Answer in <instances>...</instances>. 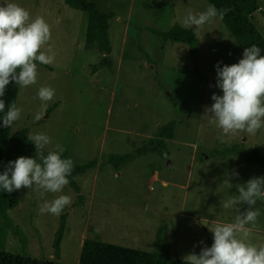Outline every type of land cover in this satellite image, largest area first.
<instances>
[{"label": "rangeland", "instance_id": "1", "mask_svg": "<svg viewBox=\"0 0 264 264\" xmlns=\"http://www.w3.org/2000/svg\"><path fill=\"white\" fill-rule=\"evenodd\" d=\"M87 1L101 13L114 14L108 24L110 66L100 62L103 52L84 48L85 12L67 7L63 0H0V5L22 6L32 19L43 17L51 38L41 51L51 47L56 54L48 68L37 64L35 84L19 86L15 104L22 111L10 133L42 132L52 141L46 152L59 143L74 165L97 162L74 177L80 197L69 185L62 193L43 197V190L35 186L14 191L19 204L8 211L11 227L4 250L22 253L17 232L26 241L27 256L61 264H78L80 244L94 237L184 261L186 255L211 246L209 229L234 222L235 208L222 205L238 195L236 185L264 176V168L229 153L256 149L264 157V128L254 135H229L221 142V130L206 112L214 102L212 94L222 95L216 87L215 65L237 63L239 46L218 17L200 29L182 24L188 9L194 13L207 9L205 0ZM257 5L251 19L264 38V0H257ZM175 24L194 34V56L185 43L153 34ZM42 86L55 89L54 99L46 104L37 95ZM170 123V136L162 137ZM111 154H132L133 159L115 169L106 162ZM61 194L72 202L60 216L40 214L45 200ZM237 207L243 212L248 205ZM256 208L261 215L255 226L248 225L252 232L246 242L261 246L264 202L258 201ZM63 215L65 230L57 260L52 243Z\"/></svg>", "mask_w": 264, "mask_h": 264}, {"label": "clouds", "instance_id": "2", "mask_svg": "<svg viewBox=\"0 0 264 264\" xmlns=\"http://www.w3.org/2000/svg\"><path fill=\"white\" fill-rule=\"evenodd\" d=\"M227 11L218 10L215 5H209L200 13L188 9L182 24L200 29L217 17L223 18ZM50 38V26L43 17L32 19L28 10L13 2L0 5V97L5 96L11 82L21 87L35 84L36 62L44 65L54 62L56 54L51 47L41 51ZM215 68L216 87L222 95L212 94L214 102L206 112L211 113L210 120L221 130L218 139L224 142L226 136L240 132L254 135L264 128V55L261 49L257 45L245 47L243 58L237 63L221 66V62H217ZM37 95L46 104L54 99L55 89L42 86ZM5 108L6 102L0 99V113H4L0 127L10 128L20 119L22 109L14 102L7 104L6 112ZM40 118V115L35 117ZM28 140L35 146V157L21 156L9 161L0 173V189L10 194L22 187L35 186L43 190L42 197L44 193H62L74 167L71 158H62L64 146L57 143L45 154L44 149L52 143L47 134L35 133L29 135ZM233 175L238 173L233 172ZM225 184L229 188L233 186L227 179ZM236 188L238 195L230 196L222 205L225 209L235 208L238 214L234 222L218 223L209 229L213 234L211 246H203L199 254L186 255L185 264H264V245L246 242L252 232L248 225L255 226L261 215L256 205L258 201L264 202V176L250 178ZM71 202L70 196L61 194L51 201L45 200L39 211L58 217ZM241 203L248 205L243 212L237 207Z\"/></svg>", "mask_w": 264, "mask_h": 264}, {"label": "trees", "instance_id": "3", "mask_svg": "<svg viewBox=\"0 0 264 264\" xmlns=\"http://www.w3.org/2000/svg\"><path fill=\"white\" fill-rule=\"evenodd\" d=\"M208 5H215L218 10L228 9L227 13L220 18V21L239 46L241 59L243 58V50L245 47L257 45L261 49V55H264V38L257 30L252 22L251 16L258 10L257 0H205ZM64 4L74 10L83 11L87 14V25L85 31L84 48L89 50L95 48L104 53V57L100 61L106 66H110L109 55L112 47L108 37V24L110 19L114 17L113 13H101L97 11L93 3L87 0H63ZM156 36L162 37L171 43H185L188 46L189 53L194 56L197 51V42L191 30L182 28L180 25H173L166 32L153 31ZM39 64L38 62H36ZM45 68L47 65L41 64ZM19 72V69H17ZM19 85L11 82L6 89L4 97H0L7 104L16 103ZM54 108L48 107L47 111ZM4 113H0L2 119ZM2 124V121H0ZM11 128V127H10ZM10 128L0 127V173H2L8 165L9 161L15 160V155L25 157H35V146L28 140L25 130L10 133ZM172 131V124L166 130L161 132L162 137L167 138ZM45 154L47 152L44 150ZM229 153L235 154L240 158H247L251 162L264 168V157L260 155L258 150L246 153L243 150H229ZM62 158H66L62 153ZM132 154L116 155L111 154L106 157V162L119 169L121 166L132 161ZM39 162V161H38ZM93 160L83 165H74L71 175L68 177L69 186L80 197V190L74 181V177L84 173L86 170L93 169L96 165ZM19 204L18 198L14 191L12 193L4 192L0 189V264H61L58 262L35 259L26 255V241L17 232L21 243V254H11L4 250L5 237L8 229L11 227V219L8 217V211L16 208ZM65 230V215L61 217L57 232L55 233L52 248L53 256L59 259L60 244ZM161 238V237H160ZM159 238V239H160ZM78 264H185V261L178 258L170 257L163 252H148L139 249H133L118 246L100 241L97 237L84 239L81 244Z\"/></svg>", "mask_w": 264, "mask_h": 264}, {"label": "crops", "instance_id": "4", "mask_svg": "<svg viewBox=\"0 0 264 264\" xmlns=\"http://www.w3.org/2000/svg\"><path fill=\"white\" fill-rule=\"evenodd\" d=\"M80 248H81V244H80Z\"/></svg>", "mask_w": 264, "mask_h": 264}]
</instances>
